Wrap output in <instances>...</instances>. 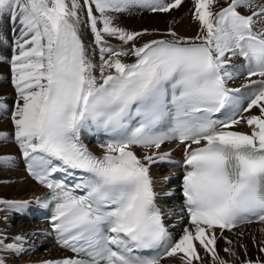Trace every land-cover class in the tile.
Here are the masks:
<instances>
[{"label": "snow or ice", "instance_id": "1", "mask_svg": "<svg viewBox=\"0 0 264 264\" xmlns=\"http://www.w3.org/2000/svg\"><path fill=\"white\" fill-rule=\"evenodd\" d=\"M184 2L0 0V19L19 25L8 61L16 92L12 140L29 175L48 189L43 198L0 199V205L50 209L58 245L74 254L39 264H165L168 258L203 264L197 246L212 264H229L216 249L223 238L224 252L237 255L223 232L264 225V0H192L199 29L190 37L172 27L129 32L115 24L132 9L170 13ZM83 23L99 47L98 62L81 38ZM237 79L244 83L231 87ZM7 107L0 98V110ZM240 125L249 131L237 130ZM85 132L107 136L100 155L84 144ZM7 139L0 133V142ZM174 141L184 146L189 218L178 239L156 203L150 173L169 161L171 153L161 148ZM13 162L0 156V168ZM56 173L77 182L55 179ZM25 243V236L0 232V264L27 254ZM241 264H264V258Z\"/></svg>", "mask_w": 264, "mask_h": 264}, {"label": "bare ground", "instance_id": "2", "mask_svg": "<svg viewBox=\"0 0 264 264\" xmlns=\"http://www.w3.org/2000/svg\"><path fill=\"white\" fill-rule=\"evenodd\" d=\"M220 4L224 5L225 0H220ZM170 13L171 14L152 13L144 9H132L129 12L118 15L115 19V24L129 32H142L148 30L149 32L156 31L157 33H166L168 28L172 27L180 36L190 37L197 34L199 25L193 19L192 0H185L184 4L179 9H175ZM81 18L83 21H87L85 11L81 12ZM18 35V24H14L7 18L0 19V49L2 54V59H0V98H2L3 102L8 106L6 110H0V133H6L8 136L6 141L0 142V156H11L14 158V162L10 167L0 168V199L12 201L34 200V198L41 193V187L28 175L26 165L24 164V158L17 145L12 140L14 126L11 120V112L13 111V105L16 99V92L11 82L12 71L8 61L11 60L15 49L16 39H12ZM81 38L88 48L91 58L98 62L100 58L99 47L96 45L94 35L86 23L81 25ZM153 38H160V36H144L138 41V44ZM106 40L114 47L120 44V41L112 37H106ZM132 59L134 58H128L129 62H131ZM239 81L243 80L237 79L231 84L235 85ZM253 112L255 113V110H253ZM238 129L249 131L246 125H240ZM82 139L90 151L97 155L102 153L100 145L103 142H97L93 138L92 133L85 132L82 135ZM166 148V146L162 145L161 151ZM175 149V152L178 154H182L184 151V148L180 145H177ZM137 154L143 155V151L137 149ZM172 172L177 171L168 170L163 163L154 164L150 169V173L156 182L165 176H169ZM156 192L158 194L157 189ZM157 199L162 201L164 208L165 206L173 207V211L171 212L166 211V209H163V211L168 226L174 231L178 239L183 234V229L189 226L188 218L181 214L179 203H172L168 195H164L163 198H160L158 194ZM32 205H34V203ZM32 205L28 208L29 210L22 212L7 209L5 206L0 205V214H9L8 217L0 219V232L5 233L8 237H15L16 235L25 236V248H31L27 254L18 257L9 256L8 264L34 262L70 254V252L58 246L54 240L46 234L48 227L45 221H39L30 215L32 212L31 209H33ZM24 215H26L25 220H23ZM177 224H180V226ZM262 228H264V225L258 223L246 224L231 232L224 231L223 237L233 241L232 247L237 250V255L240 254L239 248H241V245H244L253 250L256 257L261 256L264 258V254L259 252V247L262 242H264V231H261ZM240 232L244 233L243 237L239 235ZM216 234L218 237L221 236L219 229L216 230ZM222 240L225 241L223 238H218L217 242ZM7 242L12 241L9 240ZM200 250L203 249L198 246V251ZM232 259L234 264H241V261L244 260L238 256ZM165 264H180V262L176 258H168ZM203 264H212V261L211 259L203 260Z\"/></svg>", "mask_w": 264, "mask_h": 264}, {"label": "rangeland", "instance_id": "3", "mask_svg": "<svg viewBox=\"0 0 264 264\" xmlns=\"http://www.w3.org/2000/svg\"><path fill=\"white\" fill-rule=\"evenodd\" d=\"M168 14H171V13H168ZM168 183L169 182H167L166 186H169ZM163 185H164V182L163 181H159V183H156V187L157 188H159V186H160L161 189H162ZM8 216H9V214H0V219H4V218H6ZM226 247H228V245L226 244V242L224 240H222L220 242H217V244H216V249H217V252L219 253V255L221 257H223L224 259L228 260L229 261V264H234V261L232 259L233 257L232 256H229L227 253L224 252V249ZM246 247H247V257L244 254L243 248H239L240 254L239 255H236V256H238L239 258H242V259H246V258L255 259L256 258V255L254 254V251L251 250V249H249L248 246H246ZM234 250L236 251V253H238L236 249H234ZM198 252H199L200 256L203 258V260L211 259V257L208 254H206L204 250H200ZM203 253H205V254H203Z\"/></svg>", "mask_w": 264, "mask_h": 264}]
</instances>
